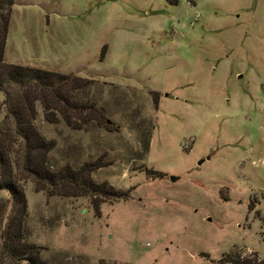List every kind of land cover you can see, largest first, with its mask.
<instances>
[{
  "label": "rangeland",
  "instance_id": "1",
  "mask_svg": "<svg viewBox=\"0 0 264 264\" xmlns=\"http://www.w3.org/2000/svg\"><path fill=\"white\" fill-rule=\"evenodd\" d=\"M5 59L84 79L75 95L103 114L74 130L37 103L50 168L102 157L93 180L132 189L96 210L26 181L46 261L264 258V0H14Z\"/></svg>",
  "mask_w": 264,
  "mask_h": 264
},
{
  "label": "trees",
  "instance_id": "2",
  "mask_svg": "<svg viewBox=\"0 0 264 264\" xmlns=\"http://www.w3.org/2000/svg\"><path fill=\"white\" fill-rule=\"evenodd\" d=\"M13 5L14 0H0V264H50L42 257V248L25 238L26 181L32 180L36 190L55 196L89 195L96 210L105 199L128 200L132 189L117 190L107 182L93 180L92 172L105 165L102 157L77 168L69 164L57 170L50 168L49 153L56 141L47 140L36 127L37 103L46 121H64L74 130L83 129L90 121L101 124L103 114L94 110V116L93 105L75 95L86 87L84 79L6 62L5 44ZM147 173L162 176L152 169ZM226 261L264 264V258Z\"/></svg>",
  "mask_w": 264,
  "mask_h": 264
},
{
  "label": "water",
  "instance_id": "3",
  "mask_svg": "<svg viewBox=\"0 0 264 264\" xmlns=\"http://www.w3.org/2000/svg\"><path fill=\"white\" fill-rule=\"evenodd\" d=\"M107 122L110 123L109 120H107ZM202 162H203V160H200V161L198 162V164L200 165ZM176 179H178L177 176H173V175L170 176V180H171V181H175Z\"/></svg>",
  "mask_w": 264,
  "mask_h": 264
}]
</instances>
